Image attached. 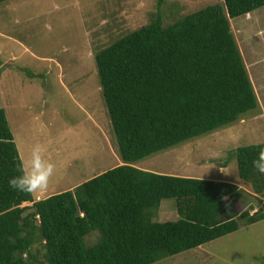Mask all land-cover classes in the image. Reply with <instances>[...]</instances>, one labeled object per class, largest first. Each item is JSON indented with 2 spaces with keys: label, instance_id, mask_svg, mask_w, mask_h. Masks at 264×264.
I'll list each match as a JSON object with an SVG mask.
<instances>
[{
  "label": "trees",
  "instance_id": "trees-1",
  "mask_svg": "<svg viewBox=\"0 0 264 264\" xmlns=\"http://www.w3.org/2000/svg\"><path fill=\"white\" fill-rule=\"evenodd\" d=\"M163 2L146 24L94 56L121 164L33 200L9 187L20 157L0 108V264H151L237 230L233 206L245 193L261 206L251 214L253 207H245L238 218L264 219V174L252 166L264 143L232 155L247 191L137 165L258 108L230 19L264 0H222L169 24L160 14ZM164 199H174L176 220H155Z\"/></svg>",
  "mask_w": 264,
  "mask_h": 264
},
{
  "label": "rangeland",
  "instance_id": "rangeland-1",
  "mask_svg": "<svg viewBox=\"0 0 264 264\" xmlns=\"http://www.w3.org/2000/svg\"><path fill=\"white\" fill-rule=\"evenodd\" d=\"M221 1L164 0L160 14L169 24ZM156 4L157 0L0 2V108L12 103L6 117L14 135L28 144L43 145L46 158L56 165L50 187L40 198L72 189L120 163L94 56L146 24L156 13ZM230 27L258 108L217 130L140 159L141 168L225 180L249 190L237 176L232 155L239 146L264 143V6L231 18ZM247 206L253 207L251 214L261 203L246 193L239 197L233 206L237 230L151 264H264V219L250 224L239 219ZM177 218L174 199L162 200L155 220ZM95 236H88L87 242ZM36 257L42 259L41 250Z\"/></svg>",
  "mask_w": 264,
  "mask_h": 264
},
{
  "label": "clouds",
  "instance_id": "clouds-1",
  "mask_svg": "<svg viewBox=\"0 0 264 264\" xmlns=\"http://www.w3.org/2000/svg\"><path fill=\"white\" fill-rule=\"evenodd\" d=\"M252 166L264 174V147L258 151ZM55 171L56 165L46 158L44 146L37 143L31 148L27 159L23 155L20 156V174L9 180V187L33 196L47 192Z\"/></svg>",
  "mask_w": 264,
  "mask_h": 264
},
{
  "label": "crops",
  "instance_id": "crops-1",
  "mask_svg": "<svg viewBox=\"0 0 264 264\" xmlns=\"http://www.w3.org/2000/svg\"><path fill=\"white\" fill-rule=\"evenodd\" d=\"M16 105H17V104H16ZM16 105H15V106H16ZM11 106H12V103H10L9 106H7V108H6V107L4 108L5 115H6V113H7L6 110H10ZM9 127H10V125H9ZM10 130H11V132H12L13 140H14V142H15V144H16V147H17V150H18L19 157H20L21 155H23V156L25 157V159H27V156H28V154L30 153L31 148L33 147L34 144H33V143L28 144L24 138L17 137L16 134L14 135V132H13V130L11 129V127H10ZM121 163H122V162L120 161L119 164H121ZM49 191H50V190H49ZM55 193H58V192H55ZM55 193H53V194H55ZM50 194L52 195V191L49 192L47 196H49ZM39 195H40V193L37 194L36 196H32V197H33V198L37 197L38 199H41ZM47 196H46V197H47ZM44 198H45V197H44ZM38 199H36V200H38ZM33 200H35V199H33Z\"/></svg>",
  "mask_w": 264,
  "mask_h": 264
}]
</instances>
